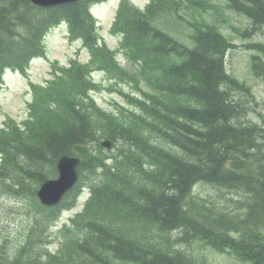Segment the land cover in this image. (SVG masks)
Returning <instances> with one entry per match:
<instances>
[{
    "label": "trees",
    "instance_id": "trees-1",
    "mask_svg": "<svg viewBox=\"0 0 264 264\" xmlns=\"http://www.w3.org/2000/svg\"><path fill=\"white\" fill-rule=\"evenodd\" d=\"M96 1L38 8L28 0H0V82L5 68L22 71L43 54V34L61 21L90 54L88 65L73 63L47 88L35 87L32 112L55 105L72 83L85 89L82 102L73 95L60 101L54 119L38 115L24 129L10 122L9 130H0V183L10 181L12 195L25 190V211L40 220L11 260L0 255V264H202L177 248L194 240L241 262L264 264V129L246 120L248 103L257 105L250 88L222 70L226 39L212 27L197 28L196 47L186 50L150 23L160 0L145 12L122 2L111 32L122 36L119 51L140 63L154 93L127 96L137 109L116 116L98 108L87 91L97 87L87 81L90 68H102L114 80L132 75L99 41L89 14ZM228 3L252 21V31L264 27V0ZM105 134L116 143L113 162L101 172L82 164L79 182L91 197L75 221L76 235L56 255L37 259L34 248L45 247L46 228L36 212L46 220L55 209L37 203V186L55 175L58 156ZM199 186L212 193L200 196ZM75 189L56 208L71 207Z\"/></svg>",
    "mask_w": 264,
    "mask_h": 264
},
{
    "label": "rangeland",
    "instance_id": "rangeland-1",
    "mask_svg": "<svg viewBox=\"0 0 264 264\" xmlns=\"http://www.w3.org/2000/svg\"><path fill=\"white\" fill-rule=\"evenodd\" d=\"M134 2H145L146 0H133ZM209 2L216 7V9L222 12V17L224 22H218L215 18L214 9H208L207 13H203L200 9L192 7L186 3H183L180 16L182 19H177L174 16H164L159 21H157V27L161 28L164 31L169 32L171 35L176 37L179 40L185 41L187 34L191 31L192 25H197L203 20L208 23H215L218 25L220 31L234 44L237 46L241 44V39L238 37L235 29H242L247 27V20L228 10H225V0H209ZM115 5V1H111L107 5H99L94 7V14L99 19L102 30L100 35L104 38L106 44L111 48L118 46V38L110 35L108 28L110 26L113 11L112 8ZM219 18V19H220ZM191 24V25H189ZM264 39V27L261 32H258L252 40L261 41ZM47 45V55L46 59H39L31 63L29 67V77L23 78L19 75H12L6 73L3 79L4 85L0 88V126L3 123V120L6 117H11L18 122H21L27 115V102L30 100L29 95V81L30 82H44L49 77L50 63L53 60H57L61 65H67L69 59L77 57V52H81L79 49L78 43H70L66 37L64 28H59L52 31L46 39ZM86 52L79 54L82 60H85L84 57ZM247 52L242 51L240 48L232 50L227 56V69L229 72L235 74L238 77L245 78L249 80L253 92L255 94L256 100L260 103V107L255 109V112H252L250 115L251 119L254 122H260V118L257 116V113L261 112L264 117V83L260 80L251 79L247 71ZM87 56V55H86ZM120 58L121 65L128 69L132 70L128 61L121 54H118ZM249 63V61H248ZM249 68V66H248ZM98 80V79H97ZM244 80L245 79H241ZM103 81L105 80H102ZM105 86L110 85V82L105 81ZM228 87V86H227ZM226 87V88H227ZM114 88H120V86H114ZM123 89L128 91L130 88L128 86H123ZM94 99L99 106L104 107L106 112L115 113L118 111L115 108L114 102H123L118 96V93L114 90L103 89L93 94ZM89 180V178H85ZM199 194L204 195L207 192L212 193V190L209 187L201 186L197 188ZM236 196V195H235ZM237 200L239 196L237 195ZM87 196L85 197V200ZM234 203V202H232ZM230 203V205L232 204ZM82 204V202H80ZM10 208H14L15 211H10ZM4 209L7 210V214L4 215ZM77 211V210H76ZM72 212L65 213L63 215V220L68 219ZM0 222L6 224V232H11L15 234L23 229L26 224V219L24 215V206L21 202L13 200L7 196H0ZM177 236V233H173V238ZM190 251L196 255H204L207 259V264H242L235 261L233 258L220 255L209 250L202 251L201 248L197 245L192 247Z\"/></svg>",
    "mask_w": 264,
    "mask_h": 264
},
{
    "label": "water",
    "instance_id": "water-1",
    "mask_svg": "<svg viewBox=\"0 0 264 264\" xmlns=\"http://www.w3.org/2000/svg\"><path fill=\"white\" fill-rule=\"evenodd\" d=\"M35 4L40 6H49L54 4L66 3V2H74L77 0H31ZM91 163L100 164V161L85 155ZM74 163H67L65 158H62L58 163V170H59V178L54 181H46L41 186L40 190L38 191V196L42 203L44 204H53L61 195L74 183L76 179V175L74 172Z\"/></svg>",
    "mask_w": 264,
    "mask_h": 264
},
{
    "label": "bare ground",
    "instance_id": "bare-ground-1",
    "mask_svg": "<svg viewBox=\"0 0 264 264\" xmlns=\"http://www.w3.org/2000/svg\"><path fill=\"white\" fill-rule=\"evenodd\" d=\"M87 191L89 192L88 188H87ZM89 197H90V195L87 196L86 201L89 199ZM234 197H237V195H236V196L234 195ZM232 198H233V196H232ZM236 199H237V198H233V201H236ZM234 203H235V205H236V202H234ZM238 211H239V210H238ZM175 233H176V232H175Z\"/></svg>",
    "mask_w": 264,
    "mask_h": 264
}]
</instances>
